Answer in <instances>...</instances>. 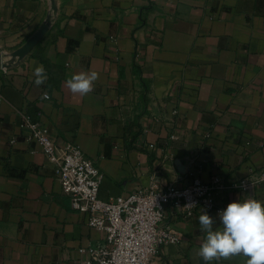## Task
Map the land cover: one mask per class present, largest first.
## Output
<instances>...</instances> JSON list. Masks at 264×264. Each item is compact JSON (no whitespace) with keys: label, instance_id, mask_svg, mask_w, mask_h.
<instances>
[{"label":"crops","instance_id":"0c3cea01","mask_svg":"<svg viewBox=\"0 0 264 264\" xmlns=\"http://www.w3.org/2000/svg\"><path fill=\"white\" fill-rule=\"evenodd\" d=\"M57 2L40 42L0 70V264H78V248L103 238L71 208L39 146L25 141L20 114L43 124L55 143L80 147L102 173L101 199L216 176L218 205L264 204V182L232 187L264 170V0ZM48 7V0H0V52L18 48ZM40 64L48 79L36 86ZM90 71L99 74L94 90L71 93L65 81ZM201 214L166 206L165 221L182 236L161 247L166 264L202 259ZM207 214L214 230L222 227L217 213Z\"/></svg>","mask_w":264,"mask_h":264},{"label":"built area","instance_id":"2783aa9c","mask_svg":"<svg viewBox=\"0 0 264 264\" xmlns=\"http://www.w3.org/2000/svg\"><path fill=\"white\" fill-rule=\"evenodd\" d=\"M19 128L25 141L36 143L53 167L71 208L87 215L88 225L103 234L100 243L78 248L82 257L78 264H166L160 255L161 247L177 246L182 240L181 234L165 221L167 205L178 207L184 215L198 209L217 214L226 209L215 200V193L221 188L216 176L210 182L192 176L181 186L167 183L160 187L152 183L125 197L101 199L102 173L78 145L55 143L43 124L24 114H20ZM261 177L264 170L251 171L249 177L232 187L244 190L264 182Z\"/></svg>","mask_w":264,"mask_h":264},{"label":"clouds","instance_id":"9594fccd","mask_svg":"<svg viewBox=\"0 0 264 264\" xmlns=\"http://www.w3.org/2000/svg\"><path fill=\"white\" fill-rule=\"evenodd\" d=\"M33 75L36 86L45 84L48 79L43 64L35 67ZM98 79L96 71L80 72L67 79L65 85L71 93L86 96L94 90ZM41 99H49L47 92L42 93ZM260 180L264 181V177ZM218 219L222 227L214 230L216 220L204 210L199 216L205 237L197 255L205 264L237 255L247 257L246 264H264V204L261 201L248 198L231 202L218 213Z\"/></svg>","mask_w":264,"mask_h":264},{"label":"water","instance_id":"95a60500","mask_svg":"<svg viewBox=\"0 0 264 264\" xmlns=\"http://www.w3.org/2000/svg\"><path fill=\"white\" fill-rule=\"evenodd\" d=\"M48 2L49 7L46 16L38 28L14 51L10 53L0 52V70L8 69L21 63L51 28L57 17L58 2L57 0H48ZM198 264H204L203 259H200Z\"/></svg>","mask_w":264,"mask_h":264}]
</instances>
